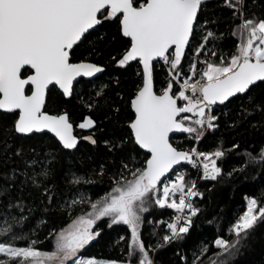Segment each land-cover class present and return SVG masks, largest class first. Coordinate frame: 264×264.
I'll list each match as a JSON object with an SVG mask.
<instances>
[{"label": "snow or ice", "instance_id": "obj_1", "mask_svg": "<svg viewBox=\"0 0 264 264\" xmlns=\"http://www.w3.org/2000/svg\"><path fill=\"white\" fill-rule=\"evenodd\" d=\"M208 2L0 0V112L15 117L0 134V166L6 169L0 173V202L7 201L0 212V264H156L151 252L189 234L201 212L195 198L202 199L203 193L181 169L191 166L201 173L200 179L219 181L224 174L218 161L230 150L222 145L211 152L183 149L173 144L172 136L186 134L194 142L201 141L219 128L216 106L226 107L234 99L248 101L249 107L241 109L243 119L264 115V15L250 12L248 0H223L240 21L231 32L238 42L234 51L226 54L216 43L223 34L211 30L209 24L215 21L205 18ZM105 24H115L124 40L119 58L112 57L116 66L125 70L133 62L140 66L136 73L139 83L128 101V137L118 144L105 141L109 151H123L125 144H131V152L121 157L110 177V191L95 200L80 194L58 205L70 222L48 230V248L43 250L37 245L44 241L33 238L37 235L34 230L23 232L36 209L12 192L17 188L23 192L29 185L42 189L45 199L40 203L45 213L50 211L56 196L45 181L51 175L54 156L43 148L38 151L37 146L25 148L23 141L50 134L68 152L78 150L81 139L97 144V121L92 116L76 125L91 131L79 137L74 134L70 113L66 109L49 112L47 99L53 90L71 99L81 86L87 87L92 78L105 72L97 63L74 59L88 36ZM157 65L167 73L159 88L154 76ZM106 88H99L95 97H102ZM256 90H260L259 99ZM97 104L98 100L90 99L86 107L92 110ZM16 140L21 143L16 145ZM141 150L143 158L137 160ZM245 155L250 164L264 166V147L256 155ZM106 171L101 164L94 174L103 177ZM234 171L243 172L244 168ZM70 183L94 181L73 174ZM245 199L246 210L228 228L232 239L218 236L211 242L216 249L211 256L209 244H202L193 252L191 264H205V257L207 264H232L252 231L264 224V205L257 198ZM153 207L172 209L175 215L167 222L160 221L166 223L167 232L155 246H146L142 239L144 214ZM77 208L79 214L72 215ZM105 218L109 227L125 225L130 231L124 260L84 255L100 237L98 222ZM39 223L47 224V220ZM124 240L121 236L117 243ZM19 241L25 243L21 246ZM182 259L187 264V258Z\"/></svg>", "mask_w": 264, "mask_h": 264}, {"label": "trees", "instance_id": "obj_2", "mask_svg": "<svg viewBox=\"0 0 264 264\" xmlns=\"http://www.w3.org/2000/svg\"><path fill=\"white\" fill-rule=\"evenodd\" d=\"M248 6L250 12L254 11L257 15H264V0H256L255 5L252 0H248ZM205 18L215 21L209 24L211 30L217 35L223 34L222 39L216 42L219 49L226 54L234 51L238 38L233 37L231 32L240 21L234 18L232 10L224 6L223 0H209ZM123 44L124 40L119 35L115 24H105L98 31H93L76 52L74 59L77 62L87 59L97 63L104 67L105 72L92 80L93 82L87 87L81 86L79 94L71 99H65L57 90L51 91L47 99L49 112L55 113L66 109L70 113L74 134L79 137L89 135L91 131L81 130L76 125L82 122L84 117L92 116L97 121L95 138L98 142L96 145H91L81 139L78 150L68 152L62 150L58 142L50 135L41 137L39 140L23 141L25 148L29 145L37 146L38 151L43 148L45 151H51L54 156L50 166L51 175L45 181L56 196L50 211L45 213L40 203L42 199H45L41 194L42 189L29 185L23 192L19 188L12 192L14 197H22L24 203L36 209L26 222L23 232L28 234L30 230H34L37 235L33 238L44 241L37 245L40 249L48 248L45 238L50 228H59L70 222L69 215L61 211L58 205L80 194L90 196L95 200L110 191L112 184L110 177L120 164L121 157H126L131 152V144H125L123 151H109V147L105 144V141L118 144L121 139H127L129 132L126 126L127 118L131 115L128 101L139 83L136 73L140 70V66L132 63L126 70L120 69L112 60L113 56L119 58L124 50ZM154 76L156 86L159 88L166 77L165 69L157 65ZM104 85H107V88L103 96L95 97V92ZM254 95L259 99L260 90H256ZM90 99L98 100L97 106L92 110L86 107ZM243 107H249L246 98L234 99V102L226 107L216 106V115L220 117L219 128L207 133L197 143V148L199 151L211 152L222 145L230 150L218 161L224 174L223 179L200 181L197 175L189 176V180H195L197 189L203 193L202 199L197 197L194 201L201 212L195 218V224L184 240L151 252L156 264H186L182 257H186L187 264H191L193 252L198 251L199 246L204 243L209 244L208 256L213 255L216 249L211 246L212 241L218 236L232 239V236L228 234V228L244 212L246 197L257 198L264 205V166L250 164L245 155L248 152L256 155L264 147V115L254 114L243 119L241 117ZM116 108L120 109L118 113L114 111ZM14 118L12 114L0 112V134L5 128L11 126ZM177 139L176 136L172 138L173 144L183 149L191 148L196 144L193 141L182 140L180 142ZM15 143L19 145L21 141L16 140ZM236 144L239 147L233 149L232 146ZM142 158L143 152L141 151L136 159ZM2 160L3 157H0V164ZM101 164L107 169L103 177L94 174V170L98 171ZM240 168H244V171H234ZM5 170L0 166V173ZM230 172L231 177L227 175ZM73 174L90 178L94 183L73 185L70 183ZM6 203V200L0 202V212H3ZM170 211L171 209L153 207L144 214L142 239L146 246H155L161 240L165 232L163 226H157L156 222L161 218H166ZM79 212L80 209L77 208L72 215H78ZM25 214L28 215L27 212ZM41 220H47V224L41 225L39 223ZM98 229L101 232L100 237L87 247L84 255L102 260H124L128 251L127 242L130 238L127 226L112 225L109 227L105 218L98 222ZM121 236L125 237V240L117 243ZM18 243L22 246L25 242L19 241ZM204 261L207 264V257ZM232 264H264V224L258 225L252 231L233 258Z\"/></svg>", "mask_w": 264, "mask_h": 264}, {"label": "built area", "instance_id": "obj_3", "mask_svg": "<svg viewBox=\"0 0 264 264\" xmlns=\"http://www.w3.org/2000/svg\"><path fill=\"white\" fill-rule=\"evenodd\" d=\"M201 59H203V58H201ZM166 74H167V73H166ZM174 137H175V136H174ZM176 137H178L177 140L180 141V142H182V140L192 141V140H190V139L187 138L186 134H183V135H177ZM193 142H194V141H193ZM195 143H196V144H195L193 147H196V148H197V143H198V142H195ZM197 149H198V148H197ZM198 150H199V149H198ZM181 171H186V172H187V174H188V175H187V179H189V176H190L191 174H194V175H197L198 180H200V181H205V180L200 179V175H201V173H200L198 170L191 168V166H188V167L185 168V169H181ZM173 178H174V177H173ZM246 207H247V201H246V204H245V209H244V211L246 210ZM174 215H175V213H174V211L171 209V211L169 212V215H168L166 218H161V219H159V220L156 222L157 226H163V230H164V232L166 233V232H167L166 223L161 224L160 221L167 222V221H169L170 218L173 217Z\"/></svg>", "mask_w": 264, "mask_h": 264}, {"label": "water", "instance_id": "obj_4", "mask_svg": "<svg viewBox=\"0 0 264 264\" xmlns=\"http://www.w3.org/2000/svg\"><path fill=\"white\" fill-rule=\"evenodd\" d=\"M133 63H135V62H133ZM102 74V73H101ZM101 74H98V76L97 77H95V78H92V80H94V79H96V78H98L99 76H101ZM84 80H87V79H89V78H83ZM58 91V90H57ZM59 92V91H58ZM60 93V92H59ZM66 99V98H65ZM3 113V112H2ZM50 135V134H49ZM177 135H183V134H175V135H173L172 136V138L174 137V136H177ZM51 136V135H50ZM142 151V150H141ZM143 152V151H142Z\"/></svg>", "mask_w": 264, "mask_h": 264}, {"label": "rangeland", "instance_id": "obj_5", "mask_svg": "<svg viewBox=\"0 0 264 264\" xmlns=\"http://www.w3.org/2000/svg\"><path fill=\"white\" fill-rule=\"evenodd\" d=\"M165 73H166V70H165Z\"/></svg>", "mask_w": 264, "mask_h": 264}]
</instances>
